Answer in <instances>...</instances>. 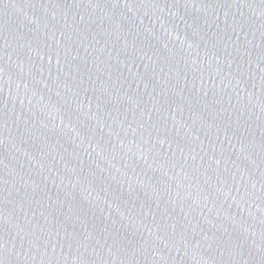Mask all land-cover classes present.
<instances>
[{
  "label": "water",
  "instance_id": "water-1",
  "mask_svg": "<svg viewBox=\"0 0 264 264\" xmlns=\"http://www.w3.org/2000/svg\"><path fill=\"white\" fill-rule=\"evenodd\" d=\"M0 264H264V0H0Z\"/></svg>",
  "mask_w": 264,
  "mask_h": 264
}]
</instances>
